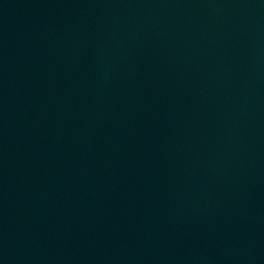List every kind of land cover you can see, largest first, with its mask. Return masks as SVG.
<instances>
[{
    "label": "water",
    "instance_id": "water-1",
    "mask_svg": "<svg viewBox=\"0 0 264 264\" xmlns=\"http://www.w3.org/2000/svg\"><path fill=\"white\" fill-rule=\"evenodd\" d=\"M0 264H264V0H0Z\"/></svg>",
    "mask_w": 264,
    "mask_h": 264
}]
</instances>
